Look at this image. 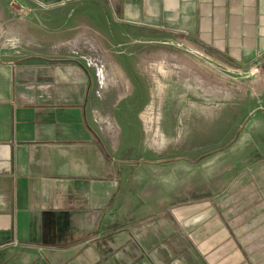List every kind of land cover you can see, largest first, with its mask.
Listing matches in <instances>:
<instances>
[{
  "label": "crops",
  "instance_id": "1",
  "mask_svg": "<svg viewBox=\"0 0 264 264\" xmlns=\"http://www.w3.org/2000/svg\"><path fill=\"white\" fill-rule=\"evenodd\" d=\"M175 37L250 66L264 0H0V264H264V192L109 210L121 182L90 117L97 72L65 44L131 54Z\"/></svg>",
  "mask_w": 264,
  "mask_h": 264
},
{
  "label": "rangeland",
  "instance_id": "2",
  "mask_svg": "<svg viewBox=\"0 0 264 264\" xmlns=\"http://www.w3.org/2000/svg\"><path fill=\"white\" fill-rule=\"evenodd\" d=\"M69 42L86 48L96 81L108 78L106 88L97 82L90 117L121 182L113 215L176 211L193 198L225 208L227 194L243 196L238 207L264 192V60L236 66L184 37L101 56L97 42Z\"/></svg>",
  "mask_w": 264,
  "mask_h": 264
},
{
  "label": "built area",
  "instance_id": "3",
  "mask_svg": "<svg viewBox=\"0 0 264 264\" xmlns=\"http://www.w3.org/2000/svg\"><path fill=\"white\" fill-rule=\"evenodd\" d=\"M69 45H72V43L69 42ZM90 45H91V43H90ZM94 48H97V47H94ZM101 53H104V51H101V50H100V51H97V52H96V54L99 55V56H101ZM90 57H91L90 55H86V56H85V58H87L88 60H90ZM101 58H102V57H101ZM90 62H91V60H90ZM101 65H104V63L102 62ZM99 79H100V80H98V81H99V84H101L100 87H101V88H106V87L108 86V84H109V83H108V84L106 83V80L108 79V78L106 77V74L102 73V74L100 75V78H99ZM110 81H111V80H110ZM110 81H109V82H110Z\"/></svg>",
  "mask_w": 264,
  "mask_h": 264
},
{
  "label": "trees",
  "instance_id": "4",
  "mask_svg": "<svg viewBox=\"0 0 264 264\" xmlns=\"http://www.w3.org/2000/svg\"><path fill=\"white\" fill-rule=\"evenodd\" d=\"M164 161L166 162V161H169V160L165 159ZM164 161H161V163L164 162ZM151 162L154 163L155 161L153 160V161H151ZM177 203H178V202H177ZM177 203H175V204H177Z\"/></svg>",
  "mask_w": 264,
  "mask_h": 264
},
{
  "label": "bare ground",
  "instance_id": "5",
  "mask_svg": "<svg viewBox=\"0 0 264 264\" xmlns=\"http://www.w3.org/2000/svg\"><path fill=\"white\" fill-rule=\"evenodd\" d=\"M161 82V81H160ZM162 83V82H161Z\"/></svg>",
  "mask_w": 264,
  "mask_h": 264
}]
</instances>
